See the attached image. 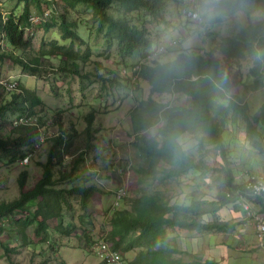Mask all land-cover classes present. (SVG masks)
Masks as SVG:
<instances>
[{"label":"trees","instance_id":"trees-1","mask_svg":"<svg viewBox=\"0 0 264 264\" xmlns=\"http://www.w3.org/2000/svg\"><path fill=\"white\" fill-rule=\"evenodd\" d=\"M16 1L22 3L19 14L4 12L0 7V42L10 49L24 51L31 47L36 29L44 28V31H48L57 23L62 40H69V44H66L55 39H44L38 52L31 56L6 52L0 44V64L8 57L22 71H38L43 58L62 54V62L72 72L80 73L79 62L89 60L91 48L76 31L78 19L71 17V11L76 10L78 4L91 8L99 31L104 32L109 43L114 38L122 50L136 52L139 58L146 60L154 41L147 36L144 27L130 23L127 15L145 9L153 17H158L164 7L163 0H61L62 7L57 3L59 0ZM43 3L54 12L45 21L31 24L29 18L35 13L31 7L35 6L38 13L42 14ZM207 6L212 13V21H221L236 12H243L248 16L257 12L264 15V0H208ZM77 41L84 43L85 47L74 50L73 44ZM157 41L158 39L155 43ZM217 53L220 55L217 56ZM246 55H251L253 60V65L249 68L253 75L249 87L263 85L264 17L246 25L241 33L222 36L208 54L179 50L166 61L153 58L149 62H141L136 71L127 75L130 81L131 73H137L150 86L148 98L140 100L129 112L130 144L144 158L146 165L132 167L137 178L138 194L131 199L130 206L110 209L107 221L109 228L102 235L109 246L121 254L137 250L131 260L125 261L127 264H182L178 255L182 250L171 243L172 236L168 229L178 227L197 232L224 230L229 225L223 221H203L201 216L217 213L221 208L237 201L238 193H243L240 183L235 180L236 170L232 167L228 150V139L234 138L233 126L242 128L244 139L253 147L257 137L255 125L264 126V105L249 117L245 107L229 96L231 89L241 82L239 59ZM96 63L101 66V62ZM58 67L64 69L65 64ZM80 75L84 77L87 72ZM18 89V92H11L10 101L0 103V122H3L6 111L15 110V118L38 116L40 125H44L39 115L44 107L43 101L32 90L20 85ZM155 93L182 95L186 103L170 106L157 102L152 99V94ZM229 119L235 125L226 128V121ZM86 120L85 132L90 134L92 112L86 116ZM49 121L51 125L61 124V113H55ZM153 127H156L155 134L145 133ZM11 130L16 134L14 137L0 136V161L4 158L6 164L16 163L31 150L38 131L36 127L21 125L12 126ZM184 133L193 135L199 146L204 143L212 144L220 158L219 167H209L201 159L196 161L193 154L184 149L178 140ZM77 135L78 132L73 127L69 133L59 132L50 138V150L42 164V174L32 186L26 187L25 170L18 173L17 197L0 201V232L5 227L2 222L5 218L11 222L12 229L19 234L23 243L25 229L29 225H34L35 235L46 240L50 233L49 220L54 218L55 230L67 236L73 231L74 225L63 224L61 210L63 204L71 207L69 197L75 196L79 197L83 210L78 216L80 224L94 222L90 206L93 195L101 190L93 185H85L91 175L80 178V185H58L64 182L69 184L79 172L80 164L82 168L86 167L85 151H80L77 156H72L70 161L62 164L64 156L72 154L71 147ZM62 166L65 168L60 170ZM191 169L198 170V178H204L208 170H215V197L207 200L195 198L192 193H188L189 198L185 203L171 204L156 185L176 182ZM260 196L252 200L260 204V210L264 212ZM81 228L82 234L89 240L87 227ZM87 242L92 244L91 240ZM3 247L8 249L5 245ZM203 263L217 264L210 260H204ZM56 264L65 262L59 261Z\"/></svg>","mask_w":264,"mask_h":264},{"label":"rangeland","instance_id":"rangeland-1","mask_svg":"<svg viewBox=\"0 0 264 264\" xmlns=\"http://www.w3.org/2000/svg\"><path fill=\"white\" fill-rule=\"evenodd\" d=\"M57 3L62 7L61 0ZM185 3V0H163L164 7L158 17H153L145 9H139L127 15L130 23L140 28L144 27L147 36L154 41L149 50L150 57L146 60L139 58L136 52L129 53L122 50L114 38L109 43L104 32L99 31L91 8L85 4H78L76 10L71 11V17L78 19L79 25L76 31L91 48L89 60L85 63L79 62L80 73L87 72V75L82 77L80 73L72 72L68 65L62 62L64 58L62 54L43 58L38 71L27 69L22 71L20 66L12 63L8 57L4 58L0 64V75L16 79L20 87L32 90L43 101L44 107L39 115L45 123L51 120L55 113H61V124H49L46 126L47 132L69 133L73 127L78 132L71 147L72 154L67 156L69 158L78 155L80 151H85L90 161L89 167L82 168L80 164L79 172L76 177L73 176L69 184L64 182L58 185L60 187L80 185L82 177L91 175L85 185L96 186L101 191L96 192L92 197L90 208L94 218L93 223L87 221L86 225L80 224L78 216L83 210L78 196L69 197L71 207L62 205L63 224L74 225L73 231L67 236L55 230L53 218L49 220L48 239L35 235L34 225H29L25 229L23 243L19 234L12 229L11 222L3 218L5 227L0 232V264H56L59 261H64L65 264H102L99 256L92 249L91 243L88 244L87 241L91 240L93 243L108 230L110 209L130 206L131 199L139 191L132 167L146 165L144 158L130 144L129 112L140 100L148 98L150 86L145 79L139 78L137 73H131L130 81L127 75L136 71L141 62H149L153 58L166 61L179 50L208 54L219 43L222 36L241 33L246 25L264 17L261 12L249 16L243 12H236L221 21H212V13L207 6L208 0H199L200 20L195 22L180 14V6ZM0 7L4 12L12 11L19 14L22 3L16 0H0ZM43 8H47L45 3ZM31 9L35 12L32 16L41 15L35 6ZM56 21L59 22L58 19ZM33 37L29 49L20 51L6 46L5 51L31 56L38 52L44 39L46 41L55 39L60 43L69 44V40H62L58 23L48 31H44V28L36 29ZM156 39H158L157 43H155ZM172 40L176 42L168 45ZM161 43L166 45V49L154 53ZM84 47L85 44L79 41L73 44L74 50ZM219 55L220 53H217V56ZM96 61L101 62V66H98ZM64 64V69L58 67ZM251 65H253L251 55L239 59L241 80L242 78L243 81L245 80ZM236 87L231 89L232 93H238L239 90ZM236 93L234 96H237ZM11 94L0 89V103L10 101ZM257 97L264 99V91L259 92ZM152 99L170 106L186 103L184 97L177 94L155 93L152 94ZM90 112L93 113V122L90 134H87L85 132L86 116ZM16 113L15 110L5 112L3 122H0L1 137L16 135L11 130ZM7 121L10 122L7 123ZM233 124L231 120H227L226 128ZM236 127L233 126V129L236 130ZM145 133L155 134L156 127ZM50 138L32 154L26 165L20 164V160L14 164H6L4 158L0 161V201L17 197L16 178L22 170L27 173L26 187L32 186L39 179L42 174V164L46 161L50 150ZM178 140L184 149L193 154L196 161L201 159L209 167H219L220 158L212 144L204 143L199 146L195 137L188 133L182 134ZM62 168L65 167L62 166L60 170ZM197 174L198 170L191 169L187 175L180 176L176 182L157 184L156 187L160 188L171 204L185 203L189 198L188 193H192L195 198L213 199L217 192L213 179L216 175L215 170H208L204 178H198ZM118 188L122 190L117 192ZM117 195L122 197L117 198ZM82 226L87 227L89 240L82 234ZM168 230L169 235L172 236L171 243L179 247L183 234L192 229L176 227L174 230ZM3 245L8 249L5 250ZM136 251L133 249L123 253L122 259L126 262L131 260ZM186 252L188 251L183 250L178 253L180 259H184ZM187 255L190 256L188 253Z\"/></svg>","mask_w":264,"mask_h":264},{"label":"crops","instance_id":"crops-1","mask_svg":"<svg viewBox=\"0 0 264 264\" xmlns=\"http://www.w3.org/2000/svg\"><path fill=\"white\" fill-rule=\"evenodd\" d=\"M252 78L253 75L249 72L245 80L243 81L242 78L236 87L239 90L238 93L235 92L237 96L232 92L229 94L230 98L245 107L249 117L256 114L264 105V99L257 97L259 92L264 91V83L251 88L249 85ZM255 127L257 130L255 147L248 144L244 139L242 128L238 126L234 138L228 139L229 156L232 167L236 170L235 180L238 183L249 174L264 175V126L256 124ZM259 200L264 205V193ZM251 206L255 212L264 217L260 204L252 200ZM201 220L223 221L228 222L229 225L224 230L185 232L178 247L182 252L188 251L184 254V259H181L182 264H205L204 260L214 261L217 264H264V244L258 242L254 233V222L250 216L244 214L238 201L226 205L217 213L203 214Z\"/></svg>","mask_w":264,"mask_h":264},{"label":"built area","instance_id":"built-area-1","mask_svg":"<svg viewBox=\"0 0 264 264\" xmlns=\"http://www.w3.org/2000/svg\"><path fill=\"white\" fill-rule=\"evenodd\" d=\"M185 4L180 6L179 12L182 16H185L187 19L198 22L200 20V13L198 3L199 0H185ZM54 10L52 8L44 9L43 13L39 16H31L29 18V22L31 24L39 21H45L48 19ZM27 31V29H26ZM176 40H172L168 43V45L174 44ZM2 50L6 49V45L0 42ZM166 49V45L161 43L157 46L156 51L154 53L162 52ZM150 57V54L148 55ZM19 82L16 79L11 78L10 76L2 77L0 75V89L4 92H18ZM13 126L21 125V126H33L38 129L36 131L35 138L31 145V150L26 152L25 155L20 159V164L26 165L32 154L52 136L56 134H50L46 131V126H49L50 121H44V125H40L38 116H22L12 120ZM86 157V167H89L90 161L88 160L87 154ZM64 156L62 164L68 162L72 157ZM241 189L243 193H238L237 201L239 202L242 211L247 216H250L254 222V233L260 244H264V217L259 213L255 212L252 209L251 201L255 197H258L264 193V175H255L249 174L246 175L240 182ZM122 190L121 188L117 189V192ZM122 196L117 195V198H121ZM114 207V205H113ZM92 249L99 256V259L102 263L105 264H125V260L122 259V254L115 249H112L107 241L103 238V236L98 237L91 244Z\"/></svg>","mask_w":264,"mask_h":264}]
</instances>
